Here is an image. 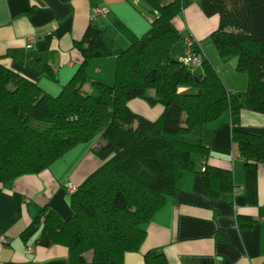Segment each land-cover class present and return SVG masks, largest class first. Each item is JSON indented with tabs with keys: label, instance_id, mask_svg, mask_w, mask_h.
<instances>
[{
	"label": "trees",
	"instance_id": "1",
	"mask_svg": "<svg viewBox=\"0 0 264 264\" xmlns=\"http://www.w3.org/2000/svg\"><path fill=\"white\" fill-rule=\"evenodd\" d=\"M139 1L156 16L116 56L111 84L87 76L89 60L111 55L93 23L75 42L81 64L56 95L0 63L2 181L37 174L76 145L96 140L101 164L70 192L71 215L44 207L20 234L25 243L64 246L69 264H124L127 253L140 250L153 214L199 160L205 195L231 193V170L208 164L202 130L225 112L264 114V0H198L205 16L218 17L209 36L219 56L235 58V70L246 74L241 92L227 90L204 55L196 68L172 55L182 39L174 20L190 0ZM135 98L160 105L158 117L134 112L128 101ZM230 138L246 166L264 162V138L236 128ZM144 264L171 263L161 250H149Z\"/></svg>",
	"mask_w": 264,
	"mask_h": 264
},
{
	"label": "crops",
	"instance_id": "2",
	"mask_svg": "<svg viewBox=\"0 0 264 264\" xmlns=\"http://www.w3.org/2000/svg\"><path fill=\"white\" fill-rule=\"evenodd\" d=\"M134 1L0 0V63L56 95L81 64L75 42L93 23L111 55L89 60L87 76L111 84L116 56L150 26L146 8L139 6V0ZM97 8L106 12L91 20ZM174 22L183 39L191 35L199 41L203 55L214 67L218 69L229 60L235 68L236 59L223 60L210 39L218 17L205 16L198 0H190ZM29 35L33 43L28 48ZM179 49L175 57L183 54L184 42ZM220 72L227 90H245L246 74ZM83 89L89 92L90 83ZM128 106L149 119L157 118L162 110L160 105L138 98L128 101ZM233 128L264 138V114L243 110L231 117L225 112L202 130V141L209 149L208 164L231 170L237 191L222 198L205 195L198 172L202 164L197 161L196 170L184 174L178 191L153 214L140 250L127 253L124 264H144L149 250H161L171 264H264V162L245 165L231 142ZM95 142L76 145L37 174L9 182L0 177V236L6 238L0 242V264H69L64 246L44 247L33 239L25 243L20 234L44 207L62 218L71 215L66 184L78 186L101 164L93 152ZM240 218L252 219L253 223L241 226Z\"/></svg>",
	"mask_w": 264,
	"mask_h": 264
},
{
	"label": "built area",
	"instance_id": "3",
	"mask_svg": "<svg viewBox=\"0 0 264 264\" xmlns=\"http://www.w3.org/2000/svg\"><path fill=\"white\" fill-rule=\"evenodd\" d=\"M106 12V9L97 8L94 10L93 14L91 15V20H94L98 15L104 14ZM26 41V47H31L33 43V37L29 35ZM199 44V41L195 39L193 36L189 35L188 37L184 38V49L183 54L181 56V61L190 68H196L200 66L202 62V51L197 50V46ZM66 189L68 192H72L75 189V185L71 183L66 184ZM234 191H237V189H234ZM6 238L3 236H0V242H5Z\"/></svg>",
	"mask_w": 264,
	"mask_h": 264
},
{
	"label": "rangeland",
	"instance_id": "4",
	"mask_svg": "<svg viewBox=\"0 0 264 264\" xmlns=\"http://www.w3.org/2000/svg\"><path fill=\"white\" fill-rule=\"evenodd\" d=\"M132 2L133 3H135L136 1H134V0H132ZM134 5V4H133ZM139 6L141 7V8H143V9H145L146 8V5L143 3V2H140V4H139ZM146 11L147 12H145L146 13V15H147V17H149V19H150V23L153 21V19L155 18V13H150V9H147L146 8ZM150 27V26H149ZM184 42V40H183V38L181 39V40H179V42L175 45V47L173 48V50H172V55L173 56H175L176 55V53L180 50L179 49V47H180V45L182 44ZM229 60H227L225 63H223L222 65H221V67L220 68H216V67H214L216 70H217V72L219 73V75L222 77V74H221V72H220V70L222 69L223 71H226V72H230V71H232V72H234V73H236V70H235V68H233V66L231 67L230 66V64H229V62H228ZM210 62V61H209ZM211 63V62H210ZM245 74V73H244ZM246 76V75H245ZM114 79V78H113ZM246 84V83H245ZM247 85V84H246ZM246 89V88H245ZM89 256H90V254H88Z\"/></svg>",
	"mask_w": 264,
	"mask_h": 264
},
{
	"label": "water",
	"instance_id": "5",
	"mask_svg": "<svg viewBox=\"0 0 264 264\" xmlns=\"http://www.w3.org/2000/svg\"><path fill=\"white\" fill-rule=\"evenodd\" d=\"M153 75H154V70L150 71L149 77H153Z\"/></svg>",
	"mask_w": 264,
	"mask_h": 264
}]
</instances>
